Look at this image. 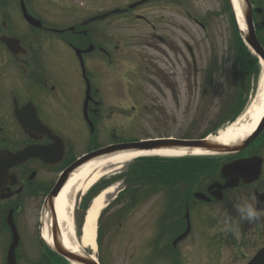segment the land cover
Here are the masks:
<instances>
[{"label":"rangeland","instance_id":"rangeland-1","mask_svg":"<svg viewBox=\"0 0 264 264\" xmlns=\"http://www.w3.org/2000/svg\"><path fill=\"white\" fill-rule=\"evenodd\" d=\"M98 1L96 7L100 12H104L114 8L120 9L137 0ZM250 1L253 7L261 8L264 13V0ZM147 9L149 8L141 7L135 14L149 18L156 31L132 15H114L96 24L97 27L109 28L108 37L119 41L117 49L113 41L109 61L98 54V83L102 85L104 99L111 107L105 114H109L107 123L100 124L96 129L97 145L106 144L110 140L109 134L127 142L165 137L180 139L185 136L196 139L208 129L211 122H216V117L223 106L230 103L239 82L247 99L241 117L246 116L264 90V82L261 67L259 66L258 71L247 70L248 64L239 59L234 48L238 25L231 10L234 9L233 5L230 8L227 0H176L175 4L158 1L155 10L145 11ZM8 15H11L9 11ZM255 26L259 38L264 41V24L258 16L255 17ZM120 106L122 110L118 108ZM263 117L264 113L260 120ZM225 128L210 136L219 135ZM106 131L109 134H106ZM67 133L79 139L78 145L76 147L73 145L75 151H78L76 155L83 153L86 150V144L84 145L86 131L67 130ZM245 153L258 155L264 159V132L261 139L254 142ZM134 161L128 162L125 168L115 172H123L117 177H127ZM213 176L214 174L206 178L202 176L195 182L187 179L180 186L175 185L171 192L174 193L172 203L177 202L176 216L172 219L177 222L183 220L185 209L181 204L185 196L205 189ZM259 181L264 187V170ZM152 184L155 186H151ZM117 185V190L107 195L106 206H109L97 224V250L94 256L100 257L101 264H131L130 253L138 247L139 241L143 240L142 244L147 241L149 245L155 234L152 225L157 214L155 203L160 202L158 198L162 189L156 182L149 183V187L141 188L139 191L142 197L141 205L136 214L131 213L133 217L129 227L124 213L127 204V197L124 194L126 192H121L127 183L118 182ZM128 190L130 189L126 188V191ZM234 191H229V199L223 201L231 206L229 212L221 211L220 207L212 209L208 204L198 202L190 208L193 233L186 243L204 240L211 251L221 250V255L213 261L203 252L202 258L197 260L198 253H194L191 255L192 264L195 261L199 264H247L256 251L264 246V216L253 223L241 221V232L249 229L240 233L238 238L230 233L228 236L227 233L221 232L210 234L225 214L239 220V214L235 210L238 202L244 199L253 202L250 194L249 197L244 195L250 192L244 187ZM80 198L82 197L78 196L74 204L71 217L77 239L82 228L79 226L82 222L79 217L84 214L81 209L84 199ZM192 204L191 200L189 206ZM167 212L165 211L166 214ZM39 213L37 212L35 216L39 217ZM25 214L28 220L25 223L22 218L20 227L24 236L28 237L33 235L34 230L37 231L39 221L33 216L34 212L26 211ZM35 220L38 224L33 227ZM167 220L169 219L164 217L163 221ZM41 225L39 230L43 237L44 227ZM30 240L33 241L32 238ZM21 241L24 244V240ZM3 242H8L7 234ZM26 244L24 247L28 249L30 247V252L35 255L37 250L34 243ZM147 248L148 246L142 245L140 251L146 255L150 251ZM84 251L93 254L91 250ZM133 264L139 263L134 261ZM150 264H154L152 259Z\"/></svg>","mask_w":264,"mask_h":264},{"label":"flooded vegetation","instance_id":"flooded-vegetation-1","mask_svg":"<svg viewBox=\"0 0 264 264\" xmlns=\"http://www.w3.org/2000/svg\"><path fill=\"white\" fill-rule=\"evenodd\" d=\"M139 1H144L139 7L149 8L145 11L151 10L152 4L154 10L158 1L175 3V0ZM98 2V0H22L27 14L40 21L41 28H37L24 19L21 0H0V150L16 152L27 145H43L47 146V158L53 163L46 164L40 159H30L11 168L5 182L1 184L0 197L3 198H0V264H7V251L12 240L6 221L9 214L12 215L20 238L17 252L15 250L17 264H70L67 259L50 249L49 243L41 235L39 225L44 200L54 188L62 171L77 158L98 147L97 139L95 142L97 136L90 131L89 125L94 127L95 132L100 124L107 123L104 116L106 111H110L111 105L106 103L103 87L98 83V54L109 61L113 41L116 44L115 49L118 48L119 41L108 37L109 28L97 27L98 22L92 20L111 11L100 12L96 7ZM8 11L11 13L10 16ZM122 14L127 15L129 12ZM136 17L150 25L151 30L156 31V27L148 22L146 17ZM2 37L15 39L12 41V52L1 41ZM90 47H93L90 53L82 52ZM77 51L81 52V58ZM24 106H32L34 109L30 107L27 113L31 114L34 111L50 130L49 136L55 135L58 139L52 140L38 132L32 137L26 135L14 118L15 108L20 110ZM67 130L89 132L88 139L84 140L88 142L86 151L76 155L73 145H78L79 139L77 140L78 137L73 134H68ZM61 140L65 147L63 160L59 158ZM245 152L240 156L247 157L249 154ZM220 179L217 181L223 184L224 181ZM241 188L242 186L225 191L223 200L217 202L211 199L208 205L212 209L220 207L221 211L229 212L231 206L224 203L227 198L229 199V191L236 192ZM244 189L250 191V199L255 192H264L260 181L256 182L253 188L244 186ZM203 192L207 193V186ZM244 195L249 197L248 194ZM182 204L186 209L187 202L184 201ZM165 207L167 205L163 203L156 204L155 221L161 222L159 218L163 216L171 220L159 224V234L153 242L154 245L152 244L153 248L151 247V251L146 255L140 251L142 243L139 241L138 251L132 252L131 264L134 261H138L139 264H150L151 259L154 264H192L191 255L194 253H198V259L202 258V252L206 253L211 261L221 255L220 249L216 252L208 249L204 240L186 243L193 233L192 227L189 236L173 246V241L184 232L187 223L185 219L178 222L172 219L175 217L176 204L168 206L167 214L164 212ZM26 211L34 212L33 216L39 221L37 231L34 230L33 235L28 237L24 236L20 227L22 218L25 223L28 220ZM37 212H40L39 217L35 216ZM37 221L35 220L33 227L37 226ZM130 223L129 218L127 220L129 227ZM242 232L240 230L241 234ZM5 234L8 235L6 243L3 242ZM172 234L176 236L172 237ZM165 238L170 241L167 242ZM21 240H24V244ZM28 242L34 243L36 256L30 252V247L29 249L24 247ZM196 262L194 264H199Z\"/></svg>","mask_w":264,"mask_h":264},{"label":"water","instance_id":"water-1","mask_svg":"<svg viewBox=\"0 0 264 264\" xmlns=\"http://www.w3.org/2000/svg\"><path fill=\"white\" fill-rule=\"evenodd\" d=\"M257 13H261L260 9L255 10ZM242 15L246 25V31L241 32L244 42L247 46L254 52V54L260 58V60L264 63V46L260 44L257 39L255 29L253 26L252 19V7L248 0H242ZM26 18L29 22L34 23L31 17L26 15ZM104 17H100L98 19H102ZM7 45L8 41H5ZM17 120L22 125L25 130L32 129L34 127V123L29 122L23 114H17ZM35 123H37L35 121ZM264 130V117L253 131L251 135H249L246 139L240 141L236 145H221L213 142L212 140H175V139H161L154 141H145L139 143H127V144H119L106 147L104 149H100L90 154L82 157L79 161L75 162L71 167H69L65 173L62 175L61 179L58 182L57 188L53 192V197L57 196L59 191L63 188V186L68 181L71 173L75 171L81 165L95 159H99L117 152H140V151H159V150H181L185 149L188 153H193L195 150H201L207 154L213 155H224V154H238L244 148H246L249 144L255 141ZM46 131V130H44ZM42 148L36 147H27L16 154L11 156H7L3 162V168L0 171V174H6L7 170L12 167L20 164L30 157H41L46 161V157L43 154ZM1 160V157H0ZM262 164L263 159L257 156H252L246 159H237L231 163L224 164L220 168V174L222 178L226 180L225 184L222 186L219 183H214L209 187V191H212V195L220 200L222 198L221 190L237 187L239 182L242 181L244 184H250L257 180L262 172ZM4 177V176H3ZM195 198L200 200H206L205 195L201 193H196ZM256 199L259 202L258 207L260 209H264V194H256ZM52 199L49 200V202ZM10 226L13 231V241L9 248L8 255V264H16L14 257V249L18 244V236L16 230L11 222ZM52 235H53V247L52 249L57 252L59 255L65 257L72 263L76 264H97L93 258L88 255L82 254H74L72 252L67 251L63 245L60 243L57 235V225L55 222V218L53 219L52 224ZM188 231H186L178 240L184 238L187 235ZM248 264H264V248L261 249L257 255L248 263Z\"/></svg>","mask_w":264,"mask_h":264},{"label":"bare ground","instance_id":"bare-ground-1","mask_svg":"<svg viewBox=\"0 0 264 264\" xmlns=\"http://www.w3.org/2000/svg\"><path fill=\"white\" fill-rule=\"evenodd\" d=\"M239 29L245 31V25L242 20V0H231ZM264 82V64L259 61ZM261 104V105H260ZM260 105V106H259ZM260 107V108H259ZM264 113V90L261 91L258 100L252 106L246 116L240 117L236 122L229 125L222 133L211 140L221 145H236L246 139L255 130L259 120ZM188 153L187 150H166L154 152H121L111 156L91 160L77 168L69 180L61 189L55 200V214L57 226L60 230L59 241L63 247L74 254H78L85 249L97 250V221L101 211L106 207L107 195L117 190L116 186L109 187L102 191L92 201L88 211L85 214L83 226L81 228L80 238L77 239L74 226L71 220L74 204L78 196H83L100 179L120 169L128 162H131L138 156H161V157H181ZM201 150H195L193 154H203ZM109 166V167H108ZM109 168H113L109 170ZM109 170V171H108ZM43 238L47 243H51V232L47 224L44 229Z\"/></svg>","mask_w":264,"mask_h":264},{"label":"trees","instance_id":"trees-1","mask_svg":"<svg viewBox=\"0 0 264 264\" xmlns=\"http://www.w3.org/2000/svg\"><path fill=\"white\" fill-rule=\"evenodd\" d=\"M234 41V48H236L239 59L248 64L247 70L258 71V60L255 56L251 55L247 47L243 44L238 31H236ZM260 41L262 43L264 42L261 39ZM241 88L242 85L239 82L234 90L230 103H226L225 106H223L221 112L216 117V122H211L208 129L203 131L199 138L215 134L220 128L234 122L241 115L247 102L244 90ZM185 138L188 139L186 136ZM218 160L219 158L209 157H186L179 159H164L158 157L140 158L134 161L130 166L131 169L127 177H123L124 179L122 177L119 178L123 180L124 183H127V187L130 189L128 193L134 195L135 192L143 186L149 187V183L156 182V185L162 186L163 188H170L173 187V183L179 181V179L194 181L197 179V176L200 175H215L218 170ZM107 184L108 183L104 182L99 183L87 194L84 198L82 207L83 213L87 209L90 200ZM151 186H155V184Z\"/></svg>","mask_w":264,"mask_h":264},{"label":"clouds","instance_id":"clouds-1","mask_svg":"<svg viewBox=\"0 0 264 264\" xmlns=\"http://www.w3.org/2000/svg\"><path fill=\"white\" fill-rule=\"evenodd\" d=\"M253 202H249L247 199L238 202L235 205V210L239 214V220L225 214L220 223L214 227L210 234L215 235L216 232L230 233L234 237L240 235V222L247 221L249 223L257 222L264 216V209L258 207V201L256 197H252Z\"/></svg>","mask_w":264,"mask_h":264}]
</instances>
